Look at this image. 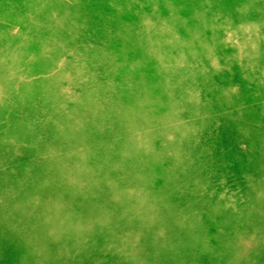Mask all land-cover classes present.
<instances>
[{
	"label": "rangeland",
	"instance_id": "1",
	"mask_svg": "<svg viewBox=\"0 0 264 264\" xmlns=\"http://www.w3.org/2000/svg\"><path fill=\"white\" fill-rule=\"evenodd\" d=\"M184 1L0 0V264H264V0Z\"/></svg>",
	"mask_w": 264,
	"mask_h": 264
},
{
	"label": "bare ground",
	"instance_id": "2",
	"mask_svg": "<svg viewBox=\"0 0 264 264\" xmlns=\"http://www.w3.org/2000/svg\"><path fill=\"white\" fill-rule=\"evenodd\" d=\"M126 1L129 3L131 0H126ZM184 2H185L184 0H172V4H173L174 9L175 10H178L179 8H181ZM38 8H36V9H38ZM43 12L46 15V12L45 11H43ZM195 12H197V11H194L192 15H194ZM119 16L120 15H119V7H118L112 13V16L110 17V19H111V21H117V18H119ZM137 20H139V16H137ZM175 20H179V21L182 20V18L178 15V13L175 16ZM197 20H200V19H197ZM87 21H88V19H87ZM146 21H148V20H146ZM81 22H79V23H81ZM23 23H24L25 26H31L34 29H41V30L44 29L47 26H54L58 30V33L60 34L58 36V39H57V47L59 48L60 54H66L65 57H71L72 59H75V60H83L90 53V51H93L95 49L94 44H93V41L92 40H89V39L84 40V41H80L81 47L80 48H75L72 44L74 42H78L79 41L78 38H77L78 35H75V33H70V32H69L70 33L69 34L68 33L67 26L64 23H62L60 20H58V21H47L46 18L39 11L38 12H34V14L27 13L24 16V18H23ZM97 26H98V28L100 27L99 28L100 31H102L103 32V35H105V32L109 31L110 22H109V20H107L106 23H104L102 25H99L98 24ZM160 26L163 29H165V30H169L170 29V23H163L161 21ZM85 27H86V25H85ZM104 28L107 31L104 32L103 31ZM202 28H203V25H198L197 27H195L192 30V36H191V38L193 40L200 39L199 33L202 30ZM81 30H83V29H81ZM125 33H129V32H125ZM131 36H132L131 33L127 34V37L128 38H131ZM103 38H101L97 42H100ZM104 44H105L104 41L100 43L101 46H103ZM100 50H101V48H100ZM181 52H182V54L180 53V56L183 55L184 51L182 50ZM213 62H214V60H213ZM212 64H214V63H212ZM238 64H239L238 66H240L239 68L242 70V68H243L242 63H239L238 62ZM215 65H216V67H218V68H220L222 70H225V68L222 67L223 65L221 66L222 68L219 65H217V64H215ZM227 66H228V64H227ZM81 71H84V70L81 68ZM242 72H243L242 75H244V78L246 80H248L249 82H251L252 79H253V75L249 71H246L244 69H243ZM66 73H71V75H72V71H66ZM214 84H215V82H212L211 83V86L213 87ZM100 94L102 96V100H101L100 104H103L104 103V98H106V99L111 98L112 97V94H114V90H110V92H107L106 94H104L103 92H100ZM226 94L228 95L229 93H227V91L223 90L222 95L225 96ZM24 103H25L24 104V106H25L27 104V102H24ZM3 117H4V115L0 118V120H2ZM75 119H77V118H75ZM94 119H95L94 113H90V115L84 116V119H81V120H80V118L77 119L76 124L77 125L80 124V130L78 131L79 140L80 141L87 140L88 137H89V135L90 134H93L90 131L89 127H94L93 124H92L94 122ZM238 123H240V125L246 126L247 127V130L253 129L252 127H250V125H249L250 123H249L248 117L244 113H242V115H240V114L238 115ZM99 134L101 135L100 138H104V136H105L104 133L100 132ZM116 149L117 148L114 146L112 150L113 151H116ZM194 155H196V153H194ZM69 163H70V160L66 162V164H69ZM189 169H190V166L186 165V167H185V170L186 171H183V173L188 172ZM155 181L159 182L163 186H166V185H168L170 183V180L160 179V177H156L155 178ZM152 184L154 185V182H152ZM12 196H16V195L13 194ZM12 196L9 197L8 198L9 200L7 199L6 202H5V200L1 202L2 206L0 207V213H1V211L5 210L9 206L8 205V206L5 207V205L9 204L10 201L12 200ZM49 203H46V204H40V203L34 204V203L29 202L28 208L29 209H35L36 213H43L44 211H48V207L52 204V203H50V204ZM6 233H9L8 234V237H13V235L12 236L10 235V233H12V232L6 231ZM0 245L1 246H7L5 243H0Z\"/></svg>",
	"mask_w": 264,
	"mask_h": 264
}]
</instances>
